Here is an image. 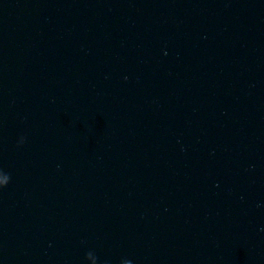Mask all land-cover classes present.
Masks as SVG:
<instances>
[{"label":"water","instance_id":"obj_1","mask_svg":"<svg viewBox=\"0 0 264 264\" xmlns=\"http://www.w3.org/2000/svg\"><path fill=\"white\" fill-rule=\"evenodd\" d=\"M0 264H264V0H0Z\"/></svg>","mask_w":264,"mask_h":264}]
</instances>
